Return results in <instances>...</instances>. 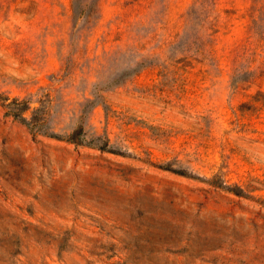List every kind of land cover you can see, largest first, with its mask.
I'll return each instance as SVG.
<instances>
[{
  "label": "rangeland",
  "instance_id": "1",
  "mask_svg": "<svg viewBox=\"0 0 264 264\" xmlns=\"http://www.w3.org/2000/svg\"><path fill=\"white\" fill-rule=\"evenodd\" d=\"M0 264H264V0H0Z\"/></svg>",
  "mask_w": 264,
  "mask_h": 264
},
{
  "label": "trees",
  "instance_id": "2",
  "mask_svg": "<svg viewBox=\"0 0 264 264\" xmlns=\"http://www.w3.org/2000/svg\"><path fill=\"white\" fill-rule=\"evenodd\" d=\"M29 109H30L29 104L24 101V102H22V105L18 109L15 107H11L10 113L13 114L14 116H17L21 120H27L26 117H24V113L26 111H28ZM82 132H83V127L80 126L70 136L67 137V140H70V141L76 140L75 139L76 136L80 135ZM175 172L180 173V174H184L183 171L175 170ZM235 190H237V189H235ZM238 190H241V189H238ZM237 192H241V191H237Z\"/></svg>",
  "mask_w": 264,
  "mask_h": 264
}]
</instances>
